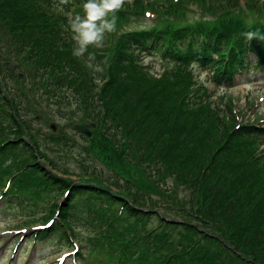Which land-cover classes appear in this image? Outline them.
<instances>
[{
  "label": "trees",
  "instance_id": "16d2710c",
  "mask_svg": "<svg viewBox=\"0 0 264 264\" xmlns=\"http://www.w3.org/2000/svg\"><path fill=\"white\" fill-rule=\"evenodd\" d=\"M73 1L84 2L70 0ZM53 6H58V0H0V29L9 27L17 47L22 51L30 47L31 54L40 58L38 70H44L37 73L39 77L45 80L48 74L54 79L58 76L57 81L71 89L63 90L61 86L60 95L68 96V105L73 95L81 97L84 106L91 109L97 107V116L103 121V128L96 137L100 142L106 134L103 129H109L117 117H122V124H131L134 132L141 133L140 136L147 140L144 147L134 142L132 131L122 134V141L110 149L115 176L126 177L117 162L122 161L121 157L125 160L128 156L130 161L138 158L139 166L145 167L146 177L157 189L156 170L150 169L155 166L158 170L172 168L171 173L177 178H180L181 170V178L189 181L188 187L195 195L194 202L198 207L193 203L192 209L187 210L181 205L184 211L178 209L182 213L179 221L164 218L158 210L170 213L175 207L146 197L144 188L136 179L122 178L123 183L118 184L116 191L100 185L102 182L99 179L102 178L94 173L91 175L94 181L71 182L46 170L33 155L13 158L15 151L31 153V145L19 137L4 140L7 137L3 134L0 136V197L5 203L4 208H15L16 216H30L39 208L47 207L44 221L55 217L59 209L58 217L46 230L55 232L61 244L67 243L72 247V239L80 242L78 259L91 264H264V148L259 151L255 148L264 140V124H239L232 110L221 116L216 108H210L214 101L208 105L206 116L203 115L206 111L201 110L189 116L187 112L190 113L189 109L195 104L184 103L187 92H182L179 87L184 83H195L192 71L195 65L211 67L213 81L225 84L231 83L241 71L251 68L264 71V25H246L242 21L228 19L213 27L203 24L199 28L185 26L156 33L148 30L125 33L126 39L118 44L119 50L111 62L112 67L119 69L120 65L132 62L135 57L140 61L142 55L157 53L173 63L169 66L171 72L164 70L162 76L150 77L146 70L123 68L112 71L113 75L107 73L108 80H103L106 83L102 88L99 82L94 83L89 71L81 70L82 58L87 59L88 53L94 59H100L101 54L91 51L84 57H74L72 50L75 42L68 41L65 33V28H69L67 17L82 14V8L72 10L68 5L58 6L68 14L55 15ZM246 34H251V38ZM120 70L124 73H118ZM113 77L123 89L113 84L110 87L108 83ZM157 85H162L164 95L159 87L156 88ZM123 92L134 98L130 97L122 108H118L116 102ZM191 96L190 100L199 103ZM5 105L8 106L7 103ZM153 108H158L159 113L169 119L172 117V124L186 129L182 142L172 132L163 135L160 118H157V111ZM3 119L0 118V123ZM10 119L15 120L14 115ZM9 123L13 124L10 121L8 126ZM194 125L197 132L191 133ZM227 125L231 131L226 129ZM92 135L96 133L92 132ZM240 139L248 141L252 150L241 147ZM227 141H230L233 153L230 157L232 161L226 165L236 167V163L252 176L237 190L227 185L228 180L232 181L228 175H219L217 171L219 155L224 152ZM211 149L217 151L211 154ZM175 158V166H169ZM234 160L236 162L232 164ZM64 192H68L67 197L59 203L56 197ZM220 194L222 205H219ZM233 194H236L234 198ZM202 198L211 199L209 205L212 212L201 210ZM257 199L258 202L254 203ZM236 202L247 206L251 202L252 209L256 208L251 211L253 213L248 212L256 223L252 227L256 232H252L253 239L245 247H239L225 233L219 236L207 230L209 225L217 231L221 230V226L232 229L233 214L240 213L238 208H244L236 206ZM213 203L219 207L213 208ZM199 220L201 225L197 223ZM242 230H236L238 239H241L238 236ZM185 231L196 234V239L186 238Z\"/></svg>",
  "mask_w": 264,
  "mask_h": 264
},
{
  "label": "rangeland",
  "instance_id": "374dc122",
  "mask_svg": "<svg viewBox=\"0 0 264 264\" xmlns=\"http://www.w3.org/2000/svg\"><path fill=\"white\" fill-rule=\"evenodd\" d=\"M236 1L132 0L131 3H125L123 8L116 14L118 16L116 31L105 35L103 47L90 46L88 49V52L93 51L96 54H101L100 59L95 58L90 61L88 55H86L87 59L82 58L81 70L82 72L89 71V75L94 77V83L99 82L102 88L106 83L103 80H108L109 72L113 75L112 71L116 72L123 68L134 67L140 71L146 70L147 75L150 77L162 76L161 74L164 73V70L170 73L171 69L169 66L173 63L167 61L168 59H163L157 53L142 55L140 61L135 57L132 62L120 65L119 69H117V66L112 67L113 64L111 62L115 59L119 50L118 44L126 39L124 37L125 33L132 31L142 32L144 30L156 33L158 30H177L185 26L199 28L203 24L213 27L228 19L239 20L246 25H264V0ZM82 4L83 2L73 1L69 2L68 7L72 10H77L82 8ZM52 9L55 15L59 13L68 14L58 6H53ZM8 28L5 26L4 29H0V62L2 63V73H0V118H4L3 122L0 123V136L4 134V137H7L4 140L19 137L20 140L27 141L33 150L31 153L15 151L12 155L13 158L15 156L23 158L26 155L32 157L33 155V157L37 158V161L40 160L43 163L46 170L74 183L93 180L91 175L94 173L102 178L99 179L102 182L100 185L109 187L114 191L119 186L118 184L123 183V179L129 177L132 180L136 179L144 188L146 197H151L166 204L170 203L175 207V210L170 213L162 209L158 211L160 215L170 220L179 221L181 219L182 213L178 212V209L183 210L182 206L187 210H191L194 203L196 208L198 207L197 203L194 202L195 195L191 193V189L188 187L189 181L187 182V180L181 178L180 168V178L175 177L176 175L171 173L172 168L162 167L161 170H158V166H155L154 169H150V171L156 170L155 181L156 184L158 183L157 189L152 186L151 179L146 177L145 167L139 166L138 158L136 157V159L130 161L128 156L125 160L121 157L120 160L122 161L117 162L121 165V173H124L126 177L115 176L112 172L111 161L114 162V159L110 149L116 143L122 141V134L125 135L127 130L132 131L131 137L134 142L144 147L147 146V140L141 137V133L134 132L131 124H122V117H117L116 122L113 125L111 123L109 129H103L106 134L100 142L96 137L103 128V121L101 117L97 116V107H94V109L88 108L81 102V97L73 95L71 104L68 105V96L60 95L63 82L59 83L57 81L58 76L54 79L51 74H48L45 80L39 77L37 73L44 70L43 68L38 70L37 63L40 62V58L31 54L30 47L23 51L20 50L14 43L15 39H13L11 30ZM65 30L68 41L74 42L70 28H65ZM60 32L62 35L64 34L63 31ZM193 70L197 72V76H193L195 83H190V85L184 83L179 86L182 92H187L184 103H188V105L195 104L189 109L191 110L190 113L187 112L189 116H194L195 112H199V110L206 111L205 113L202 112L206 116L207 111H209L208 105L214 101L213 106H210V108H216L221 116L226 115L228 110H232L239 124H264V72L253 69L248 73L243 71L236 75L235 80L230 85L220 86L214 84L211 80L210 69H201L195 66ZM118 73H124V70H120ZM48 81L49 83H47ZM109 81L110 87L113 84L123 89L114 77ZM200 83H203L207 89L202 87ZM67 87L64 84L62 89L71 90ZM157 87L164 95L162 85H157ZM52 89H54L56 95L54 91L51 92ZM128 94L126 92L122 93L116 102V107L122 108L125 101L130 97L134 98L133 95L129 97ZM189 96L199 103H194L189 99ZM155 99L158 100V97L156 96ZM186 108L188 110L187 106ZM153 109L157 111V118H160L161 128L164 129L165 133L163 135L166 136L167 132L168 134L172 132L179 139L181 138L182 142L186 129L172 124L173 118L169 119V117L160 114L158 108ZM11 115H14L15 120L10 119ZM10 121L13 124L10 125L9 123L8 126ZM78 125H83L89 133L78 130ZM234 125L235 123L232 126L234 127ZM233 127L232 129H234ZM228 128L227 125L226 129ZM229 130L231 131V128ZM92 132L96 133V135L93 136ZM193 132H197L195 125L191 129V133ZM187 135L189 134L187 133ZM92 141H94L93 144L91 143ZM94 143L97 144L94 145ZM239 145L252 150L249 148L248 141L246 142L243 139H240ZM255 148L258 151L262 150L264 148V140L260 146L255 145ZM211 150V154L217 151L216 149ZM232 153L230 141H227L224 152L219 155L220 165L217 166L219 168L217 171L219 175H228L232 181L228 180L227 185L230 184L229 186H232V190L234 188L237 190L241 189L244 183L247 184V178L250 173L236 165V160L232 162V164L235 163L236 167L226 165L232 161L230 158ZM7 160L8 158L5 159L6 163ZM176 161L177 158L169 166H175ZM218 173L216 179H218ZM251 178L252 176H250V180ZM113 182L117 183L112 184ZM67 193H58L60 195L57 201L59 203L64 201ZM235 195L233 194L232 197L234 198ZM258 199L254 203H257ZM210 200V198L206 200L202 198L201 210H204L205 213L211 210ZM0 204H2L1 201ZM219 205H222L221 194ZM237 205L244 208L242 210L238 208L240 213L233 214L234 226H231L233 230L228 229L226 226H221V230L217 231L211 225H209L207 230L219 236L225 233L239 247H245L253 239L252 232H256V229L252 228L256 223L252 221L253 217H250L248 212L253 213L251 211L256 208L252 209L251 202L248 206L236 202ZM212 206L215 208L218 205L213 203ZM39 210L30 216H16L18 213H15L16 209L13 208L7 207L4 210H0V264H72L70 263L72 255L66 256V252L69 253L70 250L65 245L49 241H37L35 246L33 245L32 235L41 230L40 227L43 226L45 216ZM197 223L201 225L200 220ZM239 229H243L241 235L239 234L238 236L241 239L236 236V230ZM19 235L21 236V241L14 243L15 238ZM184 235L191 240H195L197 237L193 232L187 231L184 232ZM28 239L30 241L25 243ZM253 247L255 248V246ZM211 248L213 247L211 246ZM218 249L221 250V248ZM232 264L241 263L233 262Z\"/></svg>",
  "mask_w": 264,
  "mask_h": 264
},
{
  "label": "clouds",
  "instance_id": "9594fccd",
  "mask_svg": "<svg viewBox=\"0 0 264 264\" xmlns=\"http://www.w3.org/2000/svg\"><path fill=\"white\" fill-rule=\"evenodd\" d=\"M70 0H58V6L68 5ZM132 0H84L82 14L69 15L68 26L72 32L75 47L72 50L74 57H84L90 46L103 47L105 35L116 31L118 16L116 15ZM251 38V34H246ZM88 59H94L88 53Z\"/></svg>",
  "mask_w": 264,
  "mask_h": 264
},
{
  "label": "bare ground",
  "instance_id": "6f19581e",
  "mask_svg": "<svg viewBox=\"0 0 264 264\" xmlns=\"http://www.w3.org/2000/svg\"><path fill=\"white\" fill-rule=\"evenodd\" d=\"M32 236H33V242H34L33 245L34 246H35L37 241H49L51 243H59L60 244V240L58 238L59 236L55 232H52V231L48 232V230H46V229L37 231ZM34 236H35V239H34ZM72 247L74 250L78 249V247L75 244H72Z\"/></svg>",
  "mask_w": 264,
  "mask_h": 264
},
{
  "label": "water",
  "instance_id": "95a60500",
  "mask_svg": "<svg viewBox=\"0 0 264 264\" xmlns=\"http://www.w3.org/2000/svg\"><path fill=\"white\" fill-rule=\"evenodd\" d=\"M78 130L82 131V132H87L89 133V131H87V129L83 126V125H78L77 126Z\"/></svg>",
  "mask_w": 264,
  "mask_h": 264
}]
</instances>
